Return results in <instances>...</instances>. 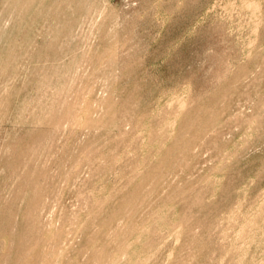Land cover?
Wrapping results in <instances>:
<instances>
[{"label": "rangeland", "instance_id": "374dc122", "mask_svg": "<svg viewBox=\"0 0 264 264\" xmlns=\"http://www.w3.org/2000/svg\"><path fill=\"white\" fill-rule=\"evenodd\" d=\"M0 264H264V0H0Z\"/></svg>", "mask_w": 264, "mask_h": 264}]
</instances>
